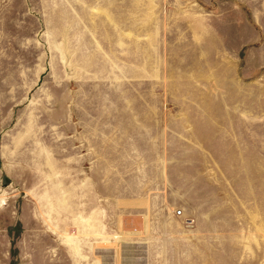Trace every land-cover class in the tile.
Returning <instances> with one entry per match:
<instances>
[{
    "label": "rangeland",
    "instance_id": "obj_1",
    "mask_svg": "<svg viewBox=\"0 0 264 264\" xmlns=\"http://www.w3.org/2000/svg\"><path fill=\"white\" fill-rule=\"evenodd\" d=\"M103 155L166 163L152 264H264V0H0V264H145Z\"/></svg>",
    "mask_w": 264,
    "mask_h": 264
},
{
    "label": "crops",
    "instance_id": "obj_2",
    "mask_svg": "<svg viewBox=\"0 0 264 264\" xmlns=\"http://www.w3.org/2000/svg\"><path fill=\"white\" fill-rule=\"evenodd\" d=\"M90 133L95 134L87 128V134ZM105 145L103 143V150L106 149ZM155 146L157 147L156 142H147L146 150H151ZM86 148L92 149L91 144L87 143ZM103 162L102 174L99 179L94 180V182L101 181L103 187V193L94 189L96 199L101 197L103 200L105 208L103 216L107 215L109 220L113 219L121 232L127 231L130 219L140 222L138 227L131 229L135 234L133 237H127L121 233L123 246L134 249V259L139 263L169 261L165 258L166 255L147 254L143 250L148 247H158L159 250H163L164 247L174 246L176 242L175 214L168 196L170 184L165 161L160 164L154 160L152 163V160L143 156L129 169L106 165L105 155H103ZM89 181L87 180V184Z\"/></svg>",
    "mask_w": 264,
    "mask_h": 264
}]
</instances>
